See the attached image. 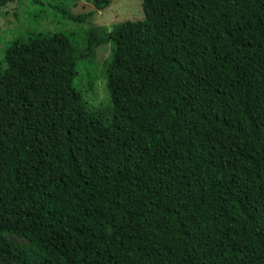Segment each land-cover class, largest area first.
<instances>
[{"label": "trees", "instance_id": "16d2710c", "mask_svg": "<svg viewBox=\"0 0 264 264\" xmlns=\"http://www.w3.org/2000/svg\"><path fill=\"white\" fill-rule=\"evenodd\" d=\"M92 1L0 55V264H264V0H141L111 32Z\"/></svg>", "mask_w": 264, "mask_h": 264}, {"label": "rangeland", "instance_id": "374dc122", "mask_svg": "<svg viewBox=\"0 0 264 264\" xmlns=\"http://www.w3.org/2000/svg\"><path fill=\"white\" fill-rule=\"evenodd\" d=\"M41 4L33 0H15L3 8H0V55L9 40L19 33H48L86 31L87 26L75 23L66 16L61 15L49 7L54 0H39ZM62 3V7L69 13L78 15L94 11L92 0H56ZM144 17L141 0H112L111 6L105 11H97L94 16V24L111 32L119 23L124 21H137ZM113 46L106 45L97 49L95 63L98 78L94 82L92 91L87 89V77H83V95L91 107L104 110L110 104L107 91L106 67L110 62ZM83 71V69H82ZM2 237L8 239L16 249L28 246L29 241L12 233H2ZM12 264L13 260L4 262Z\"/></svg>", "mask_w": 264, "mask_h": 264}]
</instances>
